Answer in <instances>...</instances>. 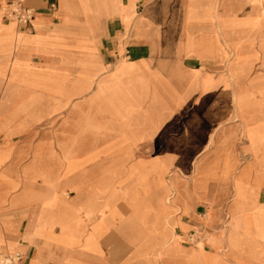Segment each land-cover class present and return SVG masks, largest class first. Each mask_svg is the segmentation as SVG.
<instances>
[{
    "label": "crops",
    "instance_id": "1",
    "mask_svg": "<svg viewBox=\"0 0 264 264\" xmlns=\"http://www.w3.org/2000/svg\"><path fill=\"white\" fill-rule=\"evenodd\" d=\"M25 3L28 28L0 11V252L264 264V0Z\"/></svg>",
    "mask_w": 264,
    "mask_h": 264
},
{
    "label": "built area",
    "instance_id": "2",
    "mask_svg": "<svg viewBox=\"0 0 264 264\" xmlns=\"http://www.w3.org/2000/svg\"><path fill=\"white\" fill-rule=\"evenodd\" d=\"M0 11L6 20L27 28L33 17V9L25 3V0H0ZM204 237V231L200 226L193 228L186 234V240L189 244L204 240ZM22 258L23 253L20 250L0 252V264H19Z\"/></svg>",
    "mask_w": 264,
    "mask_h": 264
},
{
    "label": "rangeland",
    "instance_id": "3",
    "mask_svg": "<svg viewBox=\"0 0 264 264\" xmlns=\"http://www.w3.org/2000/svg\"><path fill=\"white\" fill-rule=\"evenodd\" d=\"M206 217H205V215H203L202 216V219L204 220ZM225 224V223H224ZM201 227L202 229H203V231H204V235H205V237H204V240H199L198 242H195L194 244H189V245H198V244H201V243H203V242H206L207 240H208V237H209V233L210 232H212V230L211 229H209L208 227H206V225H204V223H200V224H197V225H194L193 227H191L190 228V230H192L193 228H197V227ZM225 228V231H226V226L225 225H223V229ZM189 230V231H190ZM187 233H188V231H187ZM225 234H226V232H225ZM238 235V232H236V231H233L232 229H230L229 231H227V234H226V238H227V241H228V243H230V242H232V240H231V238L234 236V235ZM109 237H113L112 235H110L109 234ZM125 248V247H124ZM127 248V247H126ZM115 250H120L121 251V248L120 247H118V248H116V246H109L108 248H107V252H111V253H116V251ZM120 253V252H119Z\"/></svg>",
    "mask_w": 264,
    "mask_h": 264
},
{
    "label": "bare ground",
    "instance_id": "4",
    "mask_svg": "<svg viewBox=\"0 0 264 264\" xmlns=\"http://www.w3.org/2000/svg\"><path fill=\"white\" fill-rule=\"evenodd\" d=\"M95 96V95H94ZM59 127V126H58ZM61 128V127H60ZM78 221V220H77ZM78 223V222H77Z\"/></svg>",
    "mask_w": 264,
    "mask_h": 264
}]
</instances>
